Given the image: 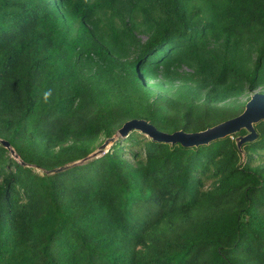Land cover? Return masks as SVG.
Wrapping results in <instances>:
<instances>
[{"label":"trees","instance_id":"obj_1","mask_svg":"<svg viewBox=\"0 0 264 264\" xmlns=\"http://www.w3.org/2000/svg\"><path fill=\"white\" fill-rule=\"evenodd\" d=\"M259 88L264 0H0V264H264V121L241 150L131 131L74 164L129 120L200 132Z\"/></svg>","mask_w":264,"mask_h":264},{"label":"water","instance_id":"obj_2","mask_svg":"<svg viewBox=\"0 0 264 264\" xmlns=\"http://www.w3.org/2000/svg\"><path fill=\"white\" fill-rule=\"evenodd\" d=\"M261 121H264V93L259 92H255L250 96L240 115L200 132L186 133L181 130L169 134L157 130V128L146 120L132 119L125 122L121 128H119L117 134L107 139L97 151L93 152L85 160L74 164H80L81 162L91 160L106 152L104 150L106 146L109 148L118 136H125L131 131H137L155 142H162L170 145L179 144L185 148L204 146L219 139L236 136L234 139L235 145L238 150H241L244 144H250L257 140L258 135L254 129V125ZM241 131H245L246 134L240 135ZM0 145L10 153L12 158L19 160V157L16 155L9 142L0 139ZM22 165L25 164L22 163ZM60 170L61 169H58L54 172Z\"/></svg>","mask_w":264,"mask_h":264},{"label":"rangeland","instance_id":"obj_3","mask_svg":"<svg viewBox=\"0 0 264 264\" xmlns=\"http://www.w3.org/2000/svg\"><path fill=\"white\" fill-rule=\"evenodd\" d=\"M180 72L185 73V74L188 75V74H192V73H193V70L190 69V68L184 67ZM180 84H181L180 81H176V82H174L172 85H170V82H167V81H166V82H163V84H162V90H161V89H155V92L158 93V94H173L174 91H175V89H176V86H178V85H180ZM255 92H259V93L262 92V93H264V89L259 88V89H257L256 91L251 92V93L245 95L244 97H242V98L239 99V102H245L246 99H247L248 97H250V96H251L253 93H255ZM105 141H106V140H104V138H100V139L96 142V144H95V151H97L98 148H99L100 146H102V145L104 144ZM107 149H108V146H106V147L104 148L105 151H107ZM95 151H94V152H95Z\"/></svg>","mask_w":264,"mask_h":264}]
</instances>
